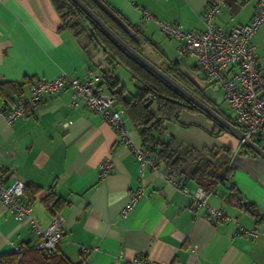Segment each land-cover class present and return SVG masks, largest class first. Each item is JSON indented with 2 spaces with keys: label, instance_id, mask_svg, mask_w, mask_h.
I'll use <instances>...</instances> for the list:
<instances>
[{
  "label": "crops",
  "instance_id": "obj_1",
  "mask_svg": "<svg viewBox=\"0 0 264 264\" xmlns=\"http://www.w3.org/2000/svg\"><path fill=\"white\" fill-rule=\"evenodd\" d=\"M94 1L107 13L112 12L109 6L135 25L168 61L177 63L204 97L218 105L224 100L218 86L197 68L195 58L178 53V41L164 36L157 23L170 21L184 30H203L209 0ZM254 4V0H225L214 22L223 28L244 24ZM142 10L151 17L143 18ZM61 25L53 0H0V83L24 77L50 79L65 72L79 78L97 76L96 84L107 76L125 87L126 97L134 93L128 78L132 83L134 79L120 63H109L101 51L86 52L82 42ZM252 43L257 54L263 55L264 22ZM152 49L160 64V54ZM30 84L22 95L28 94ZM13 103L0 97V109ZM154 109L153 101L148 111ZM160 123L162 140L175 137L183 147L198 150L231 147L227 178L199 183L188 177V192H183L158 176L165 169L156 162L155 169L145 168L140 181L137 161L128 146L119 144L110 124L87 105L71 106L68 91L43 95L35 112L12 123L0 117V174L4 185L13 178L30 184L33 216L41 228L54 217L60 220L62 236L57 248L74 262L132 264L136 256H142L166 264H264V234L250 238L235 233L237 223L264 229V161L240 153V143L230 133L212 136L214 123L200 112L183 110L177 122ZM126 124L132 140L140 145L136 126L127 120ZM263 136L264 126L256 138L259 144ZM108 157L111 170L99 178L98 163ZM141 184L145 194L122 217L128 194ZM199 187L206 192L207 203L231 219L211 220L203 215L202 207H191V195ZM47 195L66 202L51 212L41 200ZM33 241L28 225L16 221L0 203V253Z\"/></svg>",
  "mask_w": 264,
  "mask_h": 264
},
{
  "label": "built area",
  "instance_id": "obj_2",
  "mask_svg": "<svg viewBox=\"0 0 264 264\" xmlns=\"http://www.w3.org/2000/svg\"><path fill=\"white\" fill-rule=\"evenodd\" d=\"M224 2L225 0L207 2L203 13V30H184L174 22L163 20L157 21L158 28L164 36L178 41V53L195 58V64L201 73L220 89L222 97L232 109L234 124L243 137L253 140L261 134L264 126V54L258 55L252 43L254 34L264 22V0H254V10L248 22L228 28L214 22ZM142 17L148 19L151 15L142 10ZM109 79L106 76L102 83L96 84L97 76L79 78L65 72L50 79L38 78L31 82L28 95L17 100L12 107L0 110V116L7 123H11L35 112L43 95L68 91L71 106L84 103L110 124L116 133L117 142L128 146L134 155L142 181L146 167L155 169V156L132 140L123 118V109L109 91ZM111 166L109 157L102 159L98 163L99 178L107 176ZM158 176L175 188L188 192L186 178L172 176L166 170H161ZM25 185L26 182L20 178H13L11 183L4 185L0 174V202L13 218L27 222L30 232L36 237L34 246L50 253L56 249L62 236L60 220L54 217L45 228H41L31 215V207L22 198ZM143 194L142 184L131 191L120 215L126 217ZM206 198V192L199 187L191 195L190 206L196 209L202 207L203 215L211 220L231 219L222 209L208 204ZM235 233L255 238L264 234V229L257 226L245 227L237 223ZM13 246L17 251L20 250L16 244ZM131 263L166 264L150 261L142 256H136Z\"/></svg>",
  "mask_w": 264,
  "mask_h": 264
},
{
  "label": "trees",
  "instance_id": "obj_3",
  "mask_svg": "<svg viewBox=\"0 0 264 264\" xmlns=\"http://www.w3.org/2000/svg\"><path fill=\"white\" fill-rule=\"evenodd\" d=\"M82 1L92 8L104 22L136 50L140 51L141 43L150 44L160 54L161 58L160 64L155 65L206 102L216 112L234 123L230 115L223 112L217 103L204 97L198 87L178 68L177 63L175 61H168L166 56L135 25L126 21L109 6L106 7L118 19H114L109 15L96 1ZM53 2L56 10L60 14L61 27L68 29L75 38L79 39L82 42V48L86 52L101 51L103 55L107 56L109 63H120L132 75L136 87L131 96L126 97L125 87L120 85L116 79H113L111 82L112 78L108 80L109 91L114 100L122 107L124 121L126 122L127 120L129 124L136 126L140 138V145L154 154L156 162L161 163L163 168L172 176H182L186 179L190 177L199 183L203 181L215 183L219 180L226 179L230 170V159L233 154L231 147L222 146L220 148L213 147L211 149L202 148L198 150L191 146L183 147L182 143L178 142L175 137L162 140L159 137L163 129L160 122L162 120L177 122L180 112L188 110L190 112H200L213 121L214 127L210 131L212 136L217 137L229 132L189 102L160 77L130 57L71 0H53ZM119 22L123 27H127L126 31L128 33L118 24ZM30 81V77H24L21 81L0 83V97L4 99L8 98L15 102L13 96L17 95V98L22 96L25 87L31 83ZM153 101L155 102V109L148 111V106ZM238 148L240 153L256 156L244 144H239ZM221 168H224V171L219 173ZM29 186L30 184L27 183L23 193V199L31 203L33 196L31 189L28 193ZM34 187L37 190L36 185ZM41 200L51 212H54L63 202H66L59 198H53L51 195H47ZM247 205L248 209L252 211L250 203ZM35 241L36 237L34 236V241L31 245L16 244L20 247L19 251L13 246L11 252L0 253V264H83L71 260L63 252L58 250V246L50 253L38 249L34 246Z\"/></svg>",
  "mask_w": 264,
  "mask_h": 264
},
{
  "label": "water",
  "instance_id": "obj_4",
  "mask_svg": "<svg viewBox=\"0 0 264 264\" xmlns=\"http://www.w3.org/2000/svg\"><path fill=\"white\" fill-rule=\"evenodd\" d=\"M76 4L84 14L93 21L115 44H117L123 51H125L130 57L138 61L141 65L146 67L149 71L160 77L169 86L179 92L184 96L189 102L199 108L202 112L208 115L216 123L224 127L231 135L238 139L240 144H244L249 149H251L258 157L264 161V148L256 141L249 140L243 137L240 129L224 116L216 112L211 106L206 102L188 90L186 87L181 85L178 81L172 78L168 73L163 71L153 62H151L147 57H145L141 52L136 50L127 41H125L113 28H111L106 22H104L99 15L90 8L82 0H71ZM114 19H118L112 12L109 13ZM112 82V81H111ZM226 186H230L228 181H225Z\"/></svg>",
  "mask_w": 264,
  "mask_h": 264
},
{
  "label": "rangeland",
  "instance_id": "obj_5",
  "mask_svg": "<svg viewBox=\"0 0 264 264\" xmlns=\"http://www.w3.org/2000/svg\"><path fill=\"white\" fill-rule=\"evenodd\" d=\"M125 31L127 30V27H123L122 26V24H120V22L118 23ZM127 32V31H126ZM128 33V32H127ZM130 35V34H129ZM140 51L139 52H141L145 57H147L151 62H153L154 64H158L159 63V57L157 56V54L154 52V50L152 49V48H150L149 46H147V45H143L142 43H141V45H140ZM32 82V81H31ZM128 86L131 88H133V89H135V87H136V85L134 84V83H132L131 81H130V79L128 78ZM30 88V87H29ZM29 93V92H28ZM28 95V94H27ZM27 95H22V96H20V97H18L16 100H15V102L12 104V106L17 102V100H19L20 98H22V97H25V96H27ZM219 107H220V109H222L223 110V112H226L228 115H230L232 112H231V109H229V107L227 106V103L225 102V100H220L219 102ZM12 106H10V107H12ZM10 107H7V108H2V109H0V110H3V109H8V108H10ZM1 117V116H0ZM20 118H23V117H20ZM18 119V118H17ZM16 120V119H15ZM12 123V122H11ZM253 140H255V139H253ZM259 142H260V145L264 148V136L259 140ZM27 184V183H26ZM25 189H26V185H25V188H24V190H23V192H22V198H23V193H24V191H25ZM25 200V199H24ZM26 201V200H25ZM28 204H29V206L31 207V215H32V217L35 219V217L33 216V214H32V206H31V203L30 202H28V201H26ZM126 202V201H125ZM1 203V202H0ZM2 204V203H1ZM3 205V204H2ZM4 207V206H3ZM15 219V218H14ZM16 221H18V222H24V223H26L27 224V222L25 221V220H17V219H15ZM36 220V219H35ZM37 221V220H36ZM52 221V220H51ZM37 223H38V221H37ZM39 224V223H38ZM28 225V224H27ZM28 227H29V225H28ZM45 228V227H44ZM30 230V229H29ZM58 246V245H57Z\"/></svg>",
  "mask_w": 264,
  "mask_h": 264
}]
</instances>
